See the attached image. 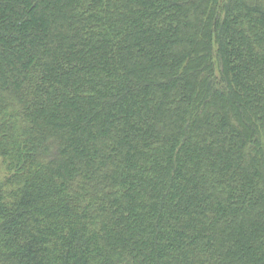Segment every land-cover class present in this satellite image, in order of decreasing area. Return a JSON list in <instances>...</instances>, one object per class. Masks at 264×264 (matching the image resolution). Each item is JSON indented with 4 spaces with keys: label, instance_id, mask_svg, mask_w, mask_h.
Returning a JSON list of instances; mask_svg holds the SVG:
<instances>
[{
    "label": "trees",
    "instance_id": "1",
    "mask_svg": "<svg viewBox=\"0 0 264 264\" xmlns=\"http://www.w3.org/2000/svg\"><path fill=\"white\" fill-rule=\"evenodd\" d=\"M0 264H264V0H0Z\"/></svg>",
    "mask_w": 264,
    "mask_h": 264
},
{
    "label": "rangeland",
    "instance_id": "2",
    "mask_svg": "<svg viewBox=\"0 0 264 264\" xmlns=\"http://www.w3.org/2000/svg\"><path fill=\"white\" fill-rule=\"evenodd\" d=\"M4 174H5V171H4V168H3L2 164H1V160H0V179L4 176Z\"/></svg>",
    "mask_w": 264,
    "mask_h": 264
}]
</instances>
